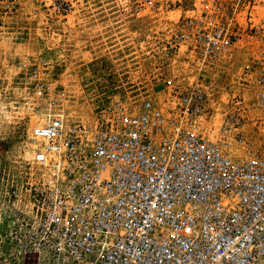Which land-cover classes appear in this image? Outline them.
Wrapping results in <instances>:
<instances>
[{
  "label": "built area",
  "instance_id": "obj_1",
  "mask_svg": "<svg viewBox=\"0 0 264 264\" xmlns=\"http://www.w3.org/2000/svg\"><path fill=\"white\" fill-rule=\"evenodd\" d=\"M197 2L170 38L190 53V76L168 83L157 105L110 103L86 125L66 115L62 88L29 71V175L1 193L11 228L0 264H264V155L241 131L248 109L237 97L213 139L198 130L212 95L202 71L238 45L250 49L240 80L251 78L264 112V24L254 0ZM145 7L155 4L131 10Z\"/></svg>",
  "mask_w": 264,
  "mask_h": 264
},
{
  "label": "rangeland",
  "instance_id": "obj_2",
  "mask_svg": "<svg viewBox=\"0 0 264 264\" xmlns=\"http://www.w3.org/2000/svg\"><path fill=\"white\" fill-rule=\"evenodd\" d=\"M57 1L0 0V197L29 175L26 137L37 120L27 80L32 68L63 89L66 115L86 125L110 103L129 108L147 98L157 105L168 83L190 76V53L177 51L170 38L183 18L200 12L198 0H149L155 7L138 12L131 10L134 0H62L71 6L64 17L51 11ZM252 9L253 21L264 24V0H254ZM249 50L238 45L227 63L202 71L212 95L198 130L213 139L221 114L238 97L248 109L244 138L264 155V112L255 107L251 78L240 80ZM241 152L242 146L229 148L231 157ZM2 209L0 255L8 252L11 228V210Z\"/></svg>",
  "mask_w": 264,
  "mask_h": 264
},
{
  "label": "bare ground",
  "instance_id": "obj_3",
  "mask_svg": "<svg viewBox=\"0 0 264 264\" xmlns=\"http://www.w3.org/2000/svg\"><path fill=\"white\" fill-rule=\"evenodd\" d=\"M35 116V115H34Z\"/></svg>",
  "mask_w": 264,
  "mask_h": 264
}]
</instances>
